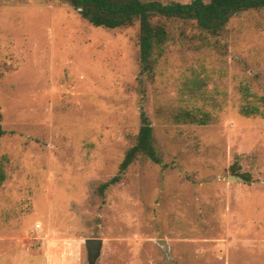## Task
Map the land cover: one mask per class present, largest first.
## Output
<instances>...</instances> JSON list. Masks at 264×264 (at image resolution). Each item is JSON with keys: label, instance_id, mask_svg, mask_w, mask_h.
<instances>
[{"label": "rangeland", "instance_id": "rangeland-1", "mask_svg": "<svg viewBox=\"0 0 264 264\" xmlns=\"http://www.w3.org/2000/svg\"><path fill=\"white\" fill-rule=\"evenodd\" d=\"M169 26L145 73L140 23L0 0V264H89L90 237L97 264H264V9L218 36ZM142 112L163 162L138 157L102 195Z\"/></svg>", "mask_w": 264, "mask_h": 264}, {"label": "trees", "instance_id": "trees-1", "mask_svg": "<svg viewBox=\"0 0 264 264\" xmlns=\"http://www.w3.org/2000/svg\"><path fill=\"white\" fill-rule=\"evenodd\" d=\"M71 3L91 24L109 29L127 28L140 23L139 45L142 71L154 69L153 54L156 48H163L170 39L169 23L174 21L193 22L195 27L211 35H220L231 18L243 11L264 9V0H192L183 3L159 0H64ZM186 121L205 124L204 118H197L191 112L182 116ZM142 125L136 143L131 146L120 164L119 172L102 183L99 192L105 195L107 188L119 182L122 175L140 156H146L161 164L163 158L158 151L154 127L149 116L141 113ZM0 124V138L4 134ZM241 175L239 173H234ZM250 180L246 174H242Z\"/></svg>", "mask_w": 264, "mask_h": 264}, {"label": "water", "instance_id": "water-1", "mask_svg": "<svg viewBox=\"0 0 264 264\" xmlns=\"http://www.w3.org/2000/svg\"><path fill=\"white\" fill-rule=\"evenodd\" d=\"M230 178L236 181H244L245 178L243 176H238L235 174H231ZM86 247L88 249V261L89 264H97L99 258L102 255L104 240L99 237H90L85 240ZM158 243L164 247L165 252L167 253L169 250V245L166 239H159Z\"/></svg>", "mask_w": 264, "mask_h": 264}]
</instances>
